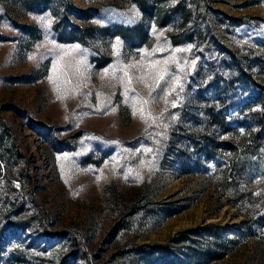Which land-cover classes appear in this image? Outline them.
I'll use <instances>...</instances> for the list:
<instances>
[{
    "label": "rangeland",
    "instance_id": "374dc122",
    "mask_svg": "<svg viewBox=\"0 0 264 264\" xmlns=\"http://www.w3.org/2000/svg\"><path fill=\"white\" fill-rule=\"evenodd\" d=\"M244 74L264 0H0V264H264L262 201L222 184L263 112Z\"/></svg>",
    "mask_w": 264,
    "mask_h": 264
},
{
    "label": "trees",
    "instance_id": "16d2710c",
    "mask_svg": "<svg viewBox=\"0 0 264 264\" xmlns=\"http://www.w3.org/2000/svg\"><path fill=\"white\" fill-rule=\"evenodd\" d=\"M242 76L244 81L242 79L241 81L247 84L250 93H252L253 100L262 105L263 112L258 116L256 115L257 117L255 118L254 123L243 125L246 126L247 129V126L251 128L255 125L256 131L248 129V133H246L244 138L242 137L238 149L233 152V157L227 167L222 184L225 188L227 186L230 187L229 190L232 189L233 200L231 203L234 206H237L240 200H248L252 204L262 201L259 203L262 212L261 215L255 220L252 219L249 223L252 222V224L256 226L254 230L255 236L264 242V191L261 192L259 197H254V191L241 194L237 189V184L240 182L252 183L254 181H263L264 184V86L253 81L247 74ZM225 145L228 146V144ZM229 173L231 174L229 175ZM231 175H234V177H231ZM216 229L217 227L209 226L203 229L202 232L206 237ZM187 234L192 235L201 233L190 231L187 232ZM183 237L184 234H179L175 242L181 241ZM214 240L215 244L209 246L203 255L207 260L218 259L221 256L218 247L220 241L219 236L216 235ZM191 243L196 244L195 242ZM74 248L75 250L68 254L67 260L71 259L72 262H75L79 258H82L84 261L89 262V257L84 254L81 245L77 243V241H74Z\"/></svg>",
    "mask_w": 264,
    "mask_h": 264
}]
</instances>
